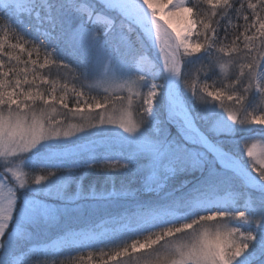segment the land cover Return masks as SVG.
<instances>
[{
    "label": "snow or ice",
    "instance_id": "1",
    "mask_svg": "<svg viewBox=\"0 0 264 264\" xmlns=\"http://www.w3.org/2000/svg\"><path fill=\"white\" fill-rule=\"evenodd\" d=\"M250 125L264 0H0V264H264ZM79 169L112 187L85 190ZM85 209L113 227L76 231Z\"/></svg>",
    "mask_w": 264,
    "mask_h": 264
},
{
    "label": "trees",
    "instance_id": "2",
    "mask_svg": "<svg viewBox=\"0 0 264 264\" xmlns=\"http://www.w3.org/2000/svg\"><path fill=\"white\" fill-rule=\"evenodd\" d=\"M63 56L65 57V59H67L69 62H71L73 65L76 64L77 62V58H75L74 56H71V54L67 53L66 51L63 50ZM93 94L95 95L96 93L93 92ZM84 172H88L89 174L87 175L86 179L84 180V188L85 190L88 189V186L90 184H95L97 190L101 189V188H111L112 187V182H106L105 181V176H104V171L101 169H95V170H88V169H79L75 175L79 176L81 174H83ZM198 175V174H197ZM184 179H192V177H178L176 180L171 181L169 187H176L181 180ZM115 186L116 188H120L121 184H130V187L132 189H138L140 188V181L139 178H135V180L133 179L132 175H126V176H122L120 174H116L115 177ZM75 190V186H71L70 187V191H74ZM168 189H166L167 191ZM178 195V193H177ZM140 198L143 200H155L158 199V197L154 194V193H140ZM119 211V210H117ZM99 218V216H97ZM96 217V219H97ZM101 217V216H100Z\"/></svg>",
    "mask_w": 264,
    "mask_h": 264
},
{
    "label": "rangeland",
    "instance_id": "3",
    "mask_svg": "<svg viewBox=\"0 0 264 264\" xmlns=\"http://www.w3.org/2000/svg\"><path fill=\"white\" fill-rule=\"evenodd\" d=\"M25 23H27V18H25ZM55 42L59 43L61 48L64 51H66L67 53L71 54V56H74L75 58H77V56L79 55V53H77V54L73 53V49H72L71 45L67 43V38L66 37H61ZM150 54L153 55V56L156 55L154 50ZM158 83H163V80L158 81ZM93 92H95V91H93ZM101 95H102V93H101ZM70 106H71V101H70ZM249 127L254 130L251 133V135H254L256 137H259L261 135V133L264 132V126H261V125H250ZM174 131L175 130L173 129V133H174ZM245 135H248V134L247 133H239L237 135L236 139L239 140L241 136H245ZM93 139H99V138L93 137ZM229 147L233 151H238L241 155H243V153H244V143H243V141H241V143L239 145L230 143ZM243 158L245 160L248 159L246 156H244ZM34 171H38V170H34ZM73 186H75V185H73ZM178 195H179V193H178ZM253 195H256V193H253ZM117 210H119V209H110L109 211H117ZM73 216L74 217H79V219H74L72 221V224H71V227H73L76 230V229H87L89 227H94L95 224L97 223V221H94L96 219V217L97 216L104 217V214L100 213V214H96V215H90L88 213L87 209H85V212H84V214L82 216L79 213H74ZM107 224L108 225L110 224L111 227H113V225L111 223H107ZM58 231H59L58 228H54V229L50 230V232H42V238H44V237H46L48 235L55 236V235L58 234ZM5 238H7V234H6ZM33 259L35 260L36 257H33Z\"/></svg>",
    "mask_w": 264,
    "mask_h": 264
}]
</instances>
